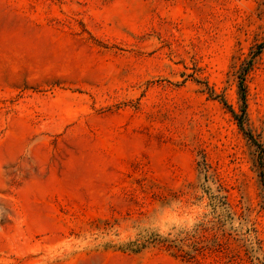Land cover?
Segmentation results:
<instances>
[{"label":"rangeland","instance_id":"374dc122","mask_svg":"<svg viewBox=\"0 0 264 264\" xmlns=\"http://www.w3.org/2000/svg\"><path fill=\"white\" fill-rule=\"evenodd\" d=\"M0 264H264V0H0Z\"/></svg>","mask_w":264,"mask_h":264},{"label":"trees","instance_id":"16d2710c","mask_svg":"<svg viewBox=\"0 0 264 264\" xmlns=\"http://www.w3.org/2000/svg\"><path fill=\"white\" fill-rule=\"evenodd\" d=\"M239 87H240V98H241L242 105H243V107H242V109H241V115L238 116V115L235 114L233 111H230V112H231L232 116L237 120L239 128H240L241 130H243V129H242V124H241V122H240V118H241V116H243V115L245 114V112H244V104H245L244 102H245V99H244V92H243L242 84H241V83H240ZM223 104L226 106V104H225L224 102H223ZM245 136H246L249 140H251L252 142H254V141H253V138H252V136H251L250 134L245 133Z\"/></svg>","mask_w":264,"mask_h":264}]
</instances>
